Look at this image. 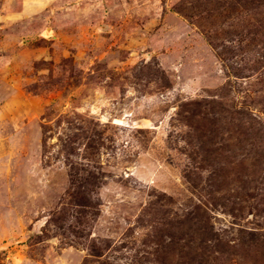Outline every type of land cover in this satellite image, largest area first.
Masks as SVG:
<instances>
[{
	"label": "rangeland",
	"instance_id": "obj_1",
	"mask_svg": "<svg viewBox=\"0 0 264 264\" xmlns=\"http://www.w3.org/2000/svg\"><path fill=\"white\" fill-rule=\"evenodd\" d=\"M0 264H264V0H0Z\"/></svg>",
	"mask_w": 264,
	"mask_h": 264
}]
</instances>
